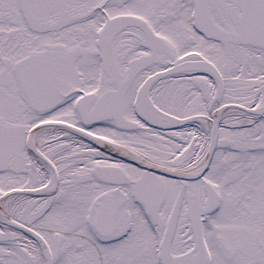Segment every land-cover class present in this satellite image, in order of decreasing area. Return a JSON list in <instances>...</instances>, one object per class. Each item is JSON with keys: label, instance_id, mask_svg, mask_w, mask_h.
Here are the masks:
<instances>
[{"label": "snow or ice", "instance_id": "snow-or-ice-1", "mask_svg": "<svg viewBox=\"0 0 264 264\" xmlns=\"http://www.w3.org/2000/svg\"><path fill=\"white\" fill-rule=\"evenodd\" d=\"M0 264H264V0H0Z\"/></svg>", "mask_w": 264, "mask_h": 264}]
</instances>
